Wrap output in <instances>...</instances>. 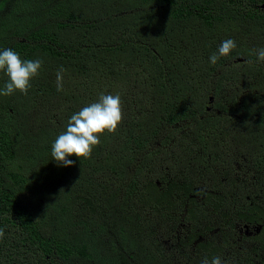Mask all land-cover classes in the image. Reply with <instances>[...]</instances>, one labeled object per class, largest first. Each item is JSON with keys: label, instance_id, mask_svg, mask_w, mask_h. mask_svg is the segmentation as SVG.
<instances>
[{"label": "trees", "instance_id": "16d2710c", "mask_svg": "<svg viewBox=\"0 0 264 264\" xmlns=\"http://www.w3.org/2000/svg\"><path fill=\"white\" fill-rule=\"evenodd\" d=\"M234 30L256 43L235 40L230 55L211 64L223 34ZM259 47L264 0H0V51L43 61L27 95H0V264H193L189 251L210 261L237 239V222L258 227L240 237L256 248L239 264H264ZM7 79L0 72V90ZM101 93L121 97L117 132L101 136L90 159L69 157L73 166H58L52 144ZM233 130L247 150L255 190L232 193L216 178L195 191L209 175L231 176L213 146L226 147ZM162 135L170 145L153 148ZM195 194L214 211L227 210L230 233L216 244L196 242L190 232L179 241L187 258L170 262L175 247L151 239L152 219L163 212L179 219ZM185 213L193 227L206 217L201 205Z\"/></svg>", "mask_w": 264, "mask_h": 264}, {"label": "rangeland", "instance_id": "374dc122", "mask_svg": "<svg viewBox=\"0 0 264 264\" xmlns=\"http://www.w3.org/2000/svg\"><path fill=\"white\" fill-rule=\"evenodd\" d=\"M223 35L227 39L231 38L233 40H238L241 44L244 43L246 45H250V47H253V45L257 41L254 35H247L243 30L225 32ZM238 128L240 133L242 131V126L238 125ZM163 136L164 135L161 136L158 143L156 142V144L153 145V148H156L158 146L163 149L170 145L171 142L164 141V139H162ZM228 136L231 138V141L230 143H227V145H225L226 147H213L217 151H221V164H224L226 166V169H228V167L232 169L233 172L231 176H229L228 179H224L225 177L223 178L222 176L219 177L217 175H209L207 181H198L199 186L195 189V191H204L203 188H207L213 183H216V178H219L218 181L220 185L226 186L227 189L233 190L232 193H237L240 188L244 191L255 190L258 182H256V176L249 165L247 150L238 138L237 132L235 130L229 133ZM161 142L166 143V145L160 144ZM239 153L242 155V157L238 156ZM174 177L181 178L178 172L174 173ZM206 192L210 193L209 191ZM194 196V199H196V201L191 203L189 202V204L187 203L185 207H182L183 213L180 215L179 219L170 221L167 217L168 212H163L162 217H154L152 219L153 224L150 231L153 236L151 237V239L157 240L162 246L167 247V245H169L168 248H170L171 246V251H173V248L175 247L174 250L176 251L173 252H175L176 254L175 256L172 255V257L169 259L170 262H175L176 258H178L179 260L187 258L183 257L182 255L185 252H188V246L181 247L179 241H181L183 238H188L190 232H194L198 235V240L196 242L208 240L209 242L213 241L216 244L221 243L222 232L230 233V228L226 225L224 217L227 213V210L222 209L220 211H214L213 208H210L211 206L207 202H204L202 200L203 196L196 194L189 195L184 202H187L189 198H192ZM193 205H201V211L202 213H204V215H206L205 218H201L196 227H193L190 221L187 222L189 216L187 213H185V209L193 208ZM146 216L147 219L149 217L151 220V214H146ZM233 228V231L235 233L234 235L237 236V239L230 240V247L226 248L222 253L221 258L225 262V264H239L238 261L242 255H253L252 249L256 248L255 243L241 240L240 237L242 235H246L248 237L251 234L257 233L258 227H250L241 222H237L236 224H234ZM117 246L119 249L120 247L118 244ZM129 248L130 247H128V250L126 251L129 252ZM151 249L152 247L150 246L148 248V251H150ZM188 255L194 258L192 259L193 264H201L202 259H200L201 256H199L198 251H189ZM259 256L260 260H264V252H260ZM126 260L128 261V263H131L128 256H126ZM182 262L184 261H181V263Z\"/></svg>", "mask_w": 264, "mask_h": 264}, {"label": "clouds", "instance_id": "9594fccd", "mask_svg": "<svg viewBox=\"0 0 264 264\" xmlns=\"http://www.w3.org/2000/svg\"><path fill=\"white\" fill-rule=\"evenodd\" d=\"M236 47L235 40L225 39L221 42L217 52L209 57L210 63L215 65L221 57L229 56ZM254 54L259 61L264 62V47L255 49ZM42 63L40 59L22 60L19 54L11 49L0 51V72L8 78L4 88L0 90V95L11 96L17 91L27 95L31 81L39 75ZM65 71L61 66L56 72L57 91H63ZM121 122L120 95L101 93L98 102L83 107L70 117L66 131L59 134L52 144V159L58 166L63 167L73 166L74 161L69 157H76L81 162L83 159H90L94 147L100 144V137L105 134H115ZM4 235L3 229H0V239ZM201 264H225V262L221 257L215 256L210 261L204 257Z\"/></svg>", "mask_w": 264, "mask_h": 264}]
</instances>
